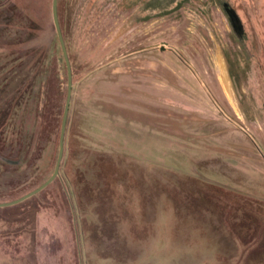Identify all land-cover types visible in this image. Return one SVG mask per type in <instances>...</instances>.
I'll return each mask as SVG.
<instances>
[{
	"label": "rangeland",
	"instance_id": "rangeland-1",
	"mask_svg": "<svg viewBox=\"0 0 264 264\" xmlns=\"http://www.w3.org/2000/svg\"><path fill=\"white\" fill-rule=\"evenodd\" d=\"M12 1L8 40L53 70V121L41 134V105L18 109L6 135L25 133L32 156L0 164V202L53 172L67 92L51 0ZM117 1L58 0L64 153L46 187L0 206V264H264V0H233L249 52L216 8L125 27Z\"/></svg>",
	"mask_w": 264,
	"mask_h": 264
},
{
	"label": "trees",
	"instance_id": "trees-1",
	"mask_svg": "<svg viewBox=\"0 0 264 264\" xmlns=\"http://www.w3.org/2000/svg\"><path fill=\"white\" fill-rule=\"evenodd\" d=\"M16 15L15 2L0 0V47L7 49L0 54V157L2 159L0 164L3 166H17L32 156L29 157L31 144L25 146L28 140L25 133L19 132L20 136L17 137L16 142L8 140L6 135L7 128L16 122L18 109L24 106L28 108L30 104L38 112L37 107L41 105L39 113L41 134L47 133L49 124L53 121V102L48 92L50 83L48 71L51 69L43 60L45 56L42 58L33 48L20 47L19 45L26 41L22 37L8 40L10 39L8 33ZM35 28L36 23L31 20L24 22L25 34H30ZM62 105L63 97L60 102L61 107ZM38 149L39 146L36 153Z\"/></svg>",
	"mask_w": 264,
	"mask_h": 264
},
{
	"label": "flooded vegetation",
	"instance_id": "flooded-vegetation-1",
	"mask_svg": "<svg viewBox=\"0 0 264 264\" xmlns=\"http://www.w3.org/2000/svg\"><path fill=\"white\" fill-rule=\"evenodd\" d=\"M186 1L196 2L199 14L206 20L211 15L213 9L216 8L221 13L222 20L225 22L226 29L224 30L229 32L231 38L235 34L244 49L247 52L250 51L249 33L251 26L245 14L241 15L239 13V9L234 5L233 0H118L117 3L120 9H125L126 11L130 9V13L127 15L129 21H125L124 25L126 27L129 24L132 26V23H147L154 17L169 15L181 9L183 3ZM214 31L217 34V28L214 27ZM222 47L226 48V46ZM227 92L231 96L228 86Z\"/></svg>",
	"mask_w": 264,
	"mask_h": 264
},
{
	"label": "water",
	"instance_id": "water-1",
	"mask_svg": "<svg viewBox=\"0 0 264 264\" xmlns=\"http://www.w3.org/2000/svg\"><path fill=\"white\" fill-rule=\"evenodd\" d=\"M51 14H52V20L54 23L55 31L58 37L59 45L62 51V55H63L65 66H66V72H67V92H66L65 104H64L61 126H60L59 141H58V155H57L56 163H55L53 172L43 183H41L40 185H38L31 191L23 194L22 196L17 197L16 199H13L11 201H6V202H0V206H9V205H13L15 203L25 200L26 198L32 196L33 194L39 192L44 187H46L59 174L60 163H61L63 153H64V133H65V127H66L67 114L69 110V103H70V98H71L72 71H71V64H70L65 40L63 37V33H62L60 21H59L58 0H51Z\"/></svg>",
	"mask_w": 264,
	"mask_h": 264
},
{
	"label": "bare ground",
	"instance_id": "bare-ground-1",
	"mask_svg": "<svg viewBox=\"0 0 264 264\" xmlns=\"http://www.w3.org/2000/svg\"><path fill=\"white\" fill-rule=\"evenodd\" d=\"M225 86H226V89H227V85H226V83H225Z\"/></svg>",
	"mask_w": 264,
	"mask_h": 264
}]
</instances>
